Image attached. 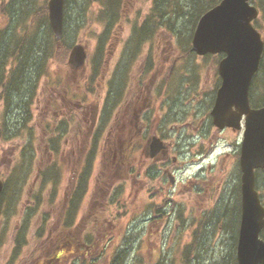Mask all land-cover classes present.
<instances>
[{"label": "rangeland", "instance_id": "obj_1", "mask_svg": "<svg viewBox=\"0 0 264 264\" xmlns=\"http://www.w3.org/2000/svg\"><path fill=\"white\" fill-rule=\"evenodd\" d=\"M34 1L36 7H45L46 0ZM154 1L128 0L118 21L108 29L105 19L95 20L94 14L100 15L103 9L99 4L66 0L63 40L68 46L81 43L85 47L84 69L70 72L67 53L62 63L50 62L47 73L38 78L35 66L30 64L18 77L15 89L0 93V177L7 180L14 170H23L12 208L0 219V264L10 257L14 236L25 221L22 211L27 213L33 194L39 190L37 170L49 164L52 153L48 143L58 139V132L62 134L58 141L63 160L59 193L55 203L50 207L45 202L42 212L34 215L25 227L26 241L15 264H40L53 256L57 257V264H230L231 257H235L239 171L232 155L234 134L229 131L222 134L224 143L219 142L209 155L213 163L209 171L211 186L204 204L197 198L204 196L200 184L203 178L196 187L186 182L198 171V166L192 164L195 158L188 156L182 158L185 164L178 172L180 181L187 185L175 191L165 189L167 196L156 208L153 206L154 211L143 205L144 197L135 186L130 188L122 164L124 154L120 148L112 147L127 109L140 106L139 98L148 87L167 86L169 70L173 71L172 80L180 73L177 88L191 81L195 84L199 78L193 79L194 75H201V85H211L209 76L214 73L216 57L192 55L180 60L183 49L190 45L187 39L195 3L210 0L159 1L161 11L166 2L174 9L173 13H160V19L154 13L149 17ZM252 1L253 5L254 2L261 5L260 0ZM22 15V12L16 15L18 25ZM149 18L158 20V25L153 29L147 25L151 29L150 38L141 32L144 38L138 40L139 34L134 35V30ZM260 19L264 30L263 13ZM167 21L168 29L162 23ZM98 50L102 62L98 77L90 80ZM254 91L259 99L264 91V71L257 77ZM114 92L125 97L111 117L109 103ZM97 129L98 151L88 193L75 220L78 230L75 232L73 228L71 234L79 242L60 248L66 234L59 236L60 214L67 192L72 191L80 172L84 150ZM223 151L227 154L225 159L217 158ZM204 167L207 171V162ZM259 181L264 196V172ZM46 214L49 217L40 239L37 234Z\"/></svg>", "mask_w": 264, "mask_h": 264}, {"label": "flooded vegetation", "instance_id": "obj_2", "mask_svg": "<svg viewBox=\"0 0 264 264\" xmlns=\"http://www.w3.org/2000/svg\"><path fill=\"white\" fill-rule=\"evenodd\" d=\"M256 8L258 16L252 22V26L262 38L263 57L264 30L261 29L260 17L263 13L264 20V10L257 5ZM208 57H216L218 62L223 55ZM216 63L214 73L209 76L211 85H201V75H194L193 79L199 78L195 84L191 81L190 84L177 88L180 73H176L172 80L173 71H170L168 73L170 82L167 86L148 87V91L139 98L140 106L132 110L127 109L123 123L116 131L112 147H118L123 152L125 180L129 182L131 189L135 186L142 193L143 205L155 206L162 198H166L165 189L175 191L176 188L187 185H183L180 181L178 172L185 164L181 161L182 158L188 156L195 158L192 164L198 166V171L186 182L196 187L200 178H203L200 184L204 196L197 198L198 202L204 204L211 186L209 171L213 163L209 155L219 142L224 143V139L220 136L227 131L236 137L232 155L236 159L239 157L242 132L226 127L222 130L216 128L210 115L221 84L220 77L216 73ZM258 69L256 73H263L264 61ZM124 97L121 93H112V100L109 103L111 117L116 114L117 106ZM249 101L250 107L253 108L250 92ZM226 156V152L223 151L217 158L224 160ZM138 160L139 163L136 165ZM206 162L207 171L204 167Z\"/></svg>", "mask_w": 264, "mask_h": 264}, {"label": "water", "instance_id": "obj_3", "mask_svg": "<svg viewBox=\"0 0 264 264\" xmlns=\"http://www.w3.org/2000/svg\"><path fill=\"white\" fill-rule=\"evenodd\" d=\"M249 0H221L198 20L191 41V51L199 56L225 53L218 65L222 84L211 111L213 124L239 129L245 115L241 146V216L236 246L237 264H264V241L259 234L264 227V207L254 188V170L264 168V107L252 110L248 88L258 67L262 42L251 27L256 9ZM63 0L46 3L49 27L58 40L62 34ZM86 53L80 44L71 47L68 65L80 69ZM234 108V110H233ZM3 182L0 179V195Z\"/></svg>", "mask_w": 264, "mask_h": 264}, {"label": "trees", "instance_id": "obj_4", "mask_svg": "<svg viewBox=\"0 0 264 264\" xmlns=\"http://www.w3.org/2000/svg\"><path fill=\"white\" fill-rule=\"evenodd\" d=\"M126 1L127 0H90L91 3H97L103 8L100 15L97 13L94 14L95 20L98 21L100 18L105 19L106 28H111V26L118 21V18H120L123 13ZM159 1L163 2L164 0L154 1V7L149 17L154 13L156 15L159 14L157 18L160 19V13H162V15H164V13H173L172 10L174 9L171 10V6L168 2H166L167 6L165 3L163 11H161L162 9L158 5ZM218 1L219 0H210L195 3V5L197 4V7L195 9V15L191 14L192 20L190 22L191 26L188 33V40L192 35L199 17ZM34 3V0H0V93H8L11 88L15 89L16 84H18V77L25 73L30 64L35 66L36 77L38 78L39 76L47 73L50 62L57 61L62 63L67 56L69 46L64 42L63 37H61L59 41L54 40L47 24L44 5L36 7ZM12 9L15 10L13 14ZM20 12H22L23 15L21 16V23L18 25V21L15 22V18ZM1 18H3V21ZM150 18L136 31L135 34H139L137 35L138 40L142 38L141 32H144V34L146 33L147 38L149 39V32L151 29H148V26L151 25L153 29V26L156 27L158 25V20H150ZM169 21L166 23L162 22L167 25V29ZM184 53L186 56L189 55L186 51H184ZM263 57L262 60L264 61ZM100 60L101 53L98 50L94 56L95 67L92 69L93 76L91 79H93L98 73V66L101 63ZM263 61L261 62V65ZM255 105L256 107H259L263 104L257 103ZM98 131L99 130L97 129L96 133L93 135L91 147L85 156L84 164L81 168L79 177L77 178L76 186L68 199L65 213L63 215V223L61 225L62 231L71 230L72 228L76 229L77 227L74 223L83 197L87 191V183L91 173L92 162L96 154L99 139ZM58 139L55 141L52 140L54 157L48 166L40 169L39 171L37 176L40 178L39 191L33 194V201H31V205L28 207L27 213L26 211H22L25 221L22 228H19L16 236H14L10 257L5 264H15L19 261L27 236V230L25 227H27L34 215L37 216L42 212L41 210L43 209L45 202L44 193L48 192V204L50 207L54 204L57 198L58 184L61 177L60 163L62 161V159L58 157ZM21 171L22 169L18 171L14 170L10 177L4 181V189L0 196V219L2 216H6L12 208V204L19 190L20 176L22 174ZM15 209L16 207H14V212L16 213ZM47 217H49V214H46L43 217V223L41 224L39 233L37 234L40 239L42 238L41 232L46 224H44V222H46ZM68 234L69 235L67 237L62 239V243L59 246L60 248H66L72 243H78L77 237L70 235V233ZM262 238L264 239V235ZM84 243L86 244L87 242H83V244ZM229 261L230 264H236L234 255ZM55 263L57 264V257L54 258L53 256V258H50L40 264Z\"/></svg>", "mask_w": 264, "mask_h": 264}, {"label": "bare ground", "instance_id": "obj_5", "mask_svg": "<svg viewBox=\"0 0 264 264\" xmlns=\"http://www.w3.org/2000/svg\"><path fill=\"white\" fill-rule=\"evenodd\" d=\"M164 5H165V4H164ZM114 9H115V8H114ZM111 11H112V10H111ZM111 13H112V12H111ZM113 16H114V15H113ZM113 16H112V17H113ZM45 35H47V34H45Z\"/></svg>", "mask_w": 264, "mask_h": 264}]
</instances>
